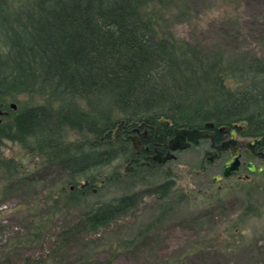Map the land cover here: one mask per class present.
Instances as JSON below:
<instances>
[{
  "label": "trees",
  "instance_id": "16d2710c",
  "mask_svg": "<svg viewBox=\"0 0 264 264\" xmlns=\"http://www.w3.org/2000/svg\"><path fill=\"white\" fill-rule=\"evenodd\" d=\"M176 3L0 0V109L5 117L0 121V166L12 178L23 173L4 156L6 140L42 155L44 164L63 170L60 192L80 213L62 227L41 264H111L114 255L98 256L104 246L129 249L136 242L148 249L159 233L155 230L184 202L185 192L178 191V182L163 167L141 164L149 152L135 147L136 128L151 132L145 140L150 148L170 142L179 128L208 122L230 129L246 122L240 134L264 136V62L255 56L249 62L231 60L224 51L208 54L162 31L165 18L153 10ZM22 95L29 99L15 110L12 104ZM68 128L82 140L70 143ZM114 163L124 171L107 172ZM99 181L103 185L97 188ZM122 182L128 184L123 194L98 199L104 189ZM139 186L156 196L144 221L135 216L141 197L133 189ZM134 216L114 235L101 233ZM46 222L26 238L45 237ZM23 241L19 237L14 244L22 247ZM76 246L90 250L91 257L83 255L81 263V258L69 260L66 255ZM10 247L0 253V263L19 264ZM40 261L26 256L22 264Z\"/></svg>",
  "mask_w": 264,
  "mask_h": 264
},
{
  "label": "rangeland",
  "instance_id": "374dc122",
  "mask_svg": "<svg viewBox=\"0 0 264 264\" xmlns=\"http://www.w3.org/2000/svg\"><path fill=\"white\" fill-rule=\"evenodd\" d=\"M153 12L165 18L161 19L162 31H172L177 38L192 42L205 53L224 51L231 60L240 57L249 62L255 56L264 62V0H177L170 9L157 6ZM230 85L236 87L235 82L231 81ZM28 99V95L20 96L13 102L16 104L13 108L18 110ZM2 115L0 121L5 120ZM240 125L245 127L247 123ZM250 139L252 137L242 134L238 136L240 141ZM81 140L80 135L68 128L70 143ZM210 151V140L203 139L200 144L179 151L178 158L163 167L164 172L176 178L186 197L165 224L155 230L159 233L150 248L144 249L136 242L129 249L111 251L104 246L98 250L102 253L99 258L104 260L114 255L111 264L163 263L166 260L168 264H264V172H252L248 168L250 161L257 167L263 166L264 159L242 151L238 173L215 182V176L223 175L224 164L231 158L232 151L220 154L200 172L205 157L211 156ZM3 154L14 159L23 173L12 178L0 166V253L7 250V246H13L16 249L13 258L19 264L26 256L41 260V264L54 247L62 227L79 219V210L60 192L65 175L60 166L44 164L42 155L9 140L4 142ZM119 164L109 166L107 172H123ZM98 183L96 187L100 188L103 183ZM127 185L122 182L118 187L104 189L96 198L109 200L123 194ZM133 190L141 197L135 216L144 221L153 209L156 196L149 193L146 186ZM135 216L122 218L101 233L114 235L123 226L127 227ZM45 219L46 227L50 225L46 236L40 240L26 238L31 231L34 235ZM19 237L24 238V246H21H27L26 249L17 245L18 242L14 244ZM89 252L76 246L66 256L69 260L81 258V263L83 255L91 257Z\"/></svg>",
  "mask_w": 264,
  "mask_h": 264
},
{
  "label": "water",
  "instance_id": "95a60500",
  "mask_svg": "<svg viewBox=\"0 0 264 264\" xmlns=\"http://www.w3.org/2000/svg\"><path fill=\"white\" fill-rule=\"evenodd\" d=\"M16 107L15 104H12ZM1 113V110H0ZM208 128L206 129H200V128H180L176 130L175 136L170 140V151L167 155L163 157H159L158 160L161 162H166L168 160H172L176 158V153L179 150H184L192 147L193 144H199L202 139L205 138H214V132L209 129V127L214 126L213 122H208L206 124ZM223 127H221L222 129ZM233 138L227 143V146L231 147L232 149V156L231 158L224 164L223 169V175H217L214 177V181H218L219 179L225 177H231L238 173V171L241 168V157H242V149L240 147H237L238 144V132L236 129L232 130ZM263 140V137H256L248 142V146L253 148L255 145L259 144ZM135 145L137 148L140 147L139 143L137 142V138L135 140ZM219 155L215 152L212 156H209L207 158L208 163H212L215 158H217ZM206 162L203 160L201 170L203 171L205 169ZM248 168L252 172L256 173H262L264 172V166L257 167L256 164L253 161H250L248 163Z\"/></svg>",
  "mask_w": 264,
  "mask_h": 264
},
{
  "label": "flooded vegetation",
  "instance_id": "af4514ba",
  "mask_svg": "<svg viewBox=\"0 0 264 264\" xmlns=\"http://www.w3.org/2000/svg\"><path fill=\"white\" fill-rule=\"evenodd\" d=\"M222 127H223L222 129H221V127H216L215 124H214V126L209 127V129L215 133L213 139L212 138H205V139H209L210 140V144H211V147H212V151H210L209 154L211 156L215 152L218 155H220V154H223V153H225L227 151H232L231 147L227 146V143L233 138L232 130L235 129V128H237V130L244 128V126H242V125H241L242 128H238V125H237L233 129H230L227 126H222ZM195 128L206 129L208 127L206 125H204V127H195ZM134 135L138 138V141L140 142V148L138 149V152L141 153L144 150H147L149 152V155L147 157V160H143L141 162V164H143L146 167H165V165L168 162H170L172 160H176L178 158V152L179 151H182V150H179V151L175 152L176 153V158H174L172 160H168L166 162H161V161L158 160V158L159 157H163V156H165V155L168 154V152L170 151V142L168 141L165 144L161 143L160 144L161 146L157 145L154 148H150V146L149 145H146V143H145V140H147L150 137V135H151V132L150 131L147 132L146 130H142L140 128H136L134 130ZM239 135H240V133H239V130H238V136ZM135 136L132 137L133 141H134V137ZM262 137H263V140L259 144L255 145L253 148H251L250 146H248V142L251 141L252 139H250L249 141L246 142V141H240V140H238V137H237V140H238L237 147H240L242 149V151H245V153H247L248 155H251L253 157H260V158L264 159V136H262ZM195 145H198V144H195ZM242 155H243V152H242ZM208 157H205L206 159H204L205 162H206L205 169L203 171L201 170L200 172H204L206 170V168H207V165L208 164H211V163H208L207 162V158ZM191 174L193 175L194 173H191ZM173 179L175 181H177L176 178H173ZM178 187H179L178 188V191L181 192L182 189H181V187H180L179 184H178Z\"/></svg>",
  "mask_w": 264,
  "mask_h": 264
},
{
  "label": "bare ground",
  "instance_id": "6f19581e",
  "mask_svg": "<svg viewBox=\"0 0 264 264\" xmlns=\"http://www.w3.org/2000/svg\"><path fill=\"white\" fill-rule=\"evenodd\" d=\"M14 104V103H13ZM16 105V104H15ZM15 107V106H14ZM1 110V109H0ZM1 114H4V111H2L1 110ZM238 127H240V128H242L241 126H238ZM180 129V128H179ZM236 130H237V128H235ZM237 132H238V130H237ZM175 134H176V131H175ZM136 136L134 137V145H135V140H136ZM253 139V138H252ZM137 142L139 143V145H140V142L138 141V138H137ZM135 147H136V145H135ZM137 148V147H136ZM140 148V147H139ZM139 148H137V150L139 149Z\"/></svg>",
  "mask_w": 264,
  "mask_h": 264
}]
</instances>
